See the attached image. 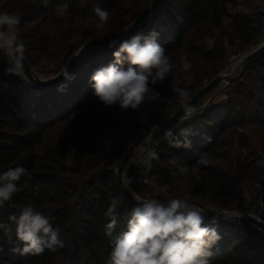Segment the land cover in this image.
I'll use <instances>...</instances> for the list:
<instances>
[{"label":"trees","instance_id":"16d2710c","mask_svg":"<svg viewBox=\"0 0 264 264\" xmlns=\"http://www.w3.org/2000/svg\"><path fill=\"white\" fill-rule=\"evenodd\" d=\"M151 2L51 0L45 8L40 0H0V13H14L21 18L19 37L25 45L24 59L30 68H36L47 61L61 64L85 44L129 28ZM60 3L70 4L62 17L52 11ZM235 3L164 0L134 33H159L158 43L176 66L174 72L190 77V82L185 79L180 85L187 89L189 99L203 80L211 82L223 70L226 54L222 35H227L231 44L236 41L240 51L258 44L261 18L230 15L228 5L232 8ZM94 6L110 13L102 31L91 19ZM224 19H229V29L222 32ZM209 40L213 45L208 50L205 42ZM113 51L109 47L89 50L74 66L69 76L72 78L49 88L9 73L0 63V174L23 167L31 176L22 177L18 184L21 191L0 207V224L6 226L0 228V264H106L111 249L110 237L105 234L109 220L105 213L114 198L118 205L113 236L126 230L133 206L118 188L114 166L139 137L130 131L125 144L119 137L113 157L105 155L97 139L102 128L115 134L139 109L105 108L89 83L93 71L112 60ZM182 52L192 64L190 73L179 72ZM172 79L170 74L153 87L164 98L180 104L170 84ZM233 83L234 104L227 99L209 104L172 129L170 138L164 135L157 142L159 160H153L150 176L161 189L169 185V190L163 192L167 196H187L196 205L225 211L235 208L243 198L239 190L242 181H246L255 161L264 158V55ZM233 107L237 113L232 118ZM161 122L157 118L154 126ZM75 153L84 158L78 159ZM202 155L211 160L209 165L198 163ZM179 166H187L189 172L173 175ZM140 169L141 164L130 167L128 176ZM29 204L59 229L63 248L45 250L39 256L14 251L22 249L23 244L16 238V225L10 217L19 215V210ZM204 224L215 227L221 236L210 249V264H264L263 232L205 213Z\"/></svg>","mask_w":264,"mask_h":264},{"label":"clouds","instance_id":"9594fccd","mask_svg":"<svg viewBox=\"0 0 264 264\" xmlns=\"http://www.w3.org/2000/svg\"><path fill=\"white\" fill-rule=\"evenodd\" d=\"M47 8L51 0H40ZM70 8L69 3L56 4L52 11L58 17L65 16ZM91 11L98 30H103L109 20L110 13L99 6ZM21 18L14 14L0 13V52L7 58L9 73L21 74L25 45L19 37ZM159 33L152 32L147 36L134 34L122 41H110L113 48L112 60L93 71L89 83L93 95L105 108L119 107L121 111H136L145 102L155 103L160 100V94L154 85L163 83L172 74L170 84L179 97V103L184 112V119H191L197 109L189 102V94L185 87V79L174 72L175 65L166 54V50L158 43ZM192 64L187 53L180 55V73H190ZM72 78V77H68ZM172 136L171 130L166 132ZM148 141H146L147 143ZM153 160H159L155 149H145L142 160L135 157L131 163H142L151 167ZM170 163L176 164L175 160ZM199 164L209 165L211 160L202 155ZM189 172L187 166H179L173 175H185ZM30 174L23 167L10 168L0 174V207L12 200L21 191L19 181ZM126 190L131 189L135 177L125 173L121 177ZM141 182V181H137ZM169 185H164L162 192H167ZM118 199L110 201L105 216L109 218L105 225V234L110 237L106 264H210V249L221 236L215 227L204 224V209L191 203L188 198L166 197L161 199H144L132 208L126 224V230L113 236L117 219L114 215ZM10 220L16 225V238L23 244L17 248L20 254L39 256L49 250L56 252L64 247L59 229L54 228L50 218L36 211L31 204L19 210V215H12ZM213 223H216L213 220ZM6 226L0 224V228Z\"/></svg>","mask_w":264,"mask_h":264},{"label":"rangeland","instance_id":"374dc122","mask_svg":"<svg viewBox=\"0 0 264 264\" xmlns=\"http://www.w3.org/2000/svg\"><path fill=\"white\" fill-rule=\"evenodd\" d=\"M258 1L259 0H236V3H235V5L232 8H231V5H228V8L230 9L229 13L232 16L240 15L241 17L249 18V19L261 18V21L258 23V26H259V41H258V44L256 46H254V47H251V48L247 49V50L241 51L242 57H245V58L250 54V52L252 50H254L259 45L264 43V8H263V5H262V2H258ZM228 29H229V19H224L223 27H222L221 31L224 32V31H226ZM218 34L221 35L220 33H218ZM226 36L227 35H225V34L222 35V40L224 38L227 39L228 44L230 45V47H232L233 50H238L239 51V48H238V46L236 44V41L233 44H231L229 42V39ZM205 45H206V48H208V50H209V49H211V47L213 45V41L212 40L206 41ZM222 45H223V41H222ZM223 47H224V45H223ZM224 50H225V48H224ZM74 54H76V52ZM225 54H226V51H225ZM225 57H226L225 66H224L223 70L219 73L218 77H220V76L221 77H225L226 80L223 81L221 84L217 85L211 92L205 94L199 100L200 102L198 103V107L196 108L198 113L201 112L203 109L208 108L209 104L217 103L220 100H226V99H227V101L231 100L233 102V104H234V101L236 100L235 97L232 94V91H233L234 86H235L233 82H236V81L240 80V78L244 76V75L240 76V72L242 70V62L238 63V64H235V63L229 62V56L225 55ZM67 65H68V59L65 62L61 63V64H60V62L47 61V62L43 63L42 65H40L39 67L30 68V69H31V72L35 76H37L40 80L46 81L48 79H52V78L56 77L57 75H59L62 71H64L67 68ZM7 69L8 68L5 67L6 71H7ZM18 75L20 77H23L22 73L18 74ZM209 83L210 82H207L206 80H203L201 82V84H200V89L204 88ZM166 100L169 102L168 107L166 109L159 110L157 113H155L152 116L151 122L153 123V125H154V122L156 121L157 118L162 119V122H161V124H162L164 121L169 119L181 107L180 104H178L177 102H174L173 100H170V99H166ZM137 113L134 114V116H133V118L131 119L130 122H128L127 120L124 121L122 123V125H121L122 127L116 132V133H119L120 139L122 140V144H125L127 142L125 137L127 136V134L130 131L131 132L135 131V134L139 137L138 139L143 138V142H146L143 131L140 130L138 125H137V121H136V114ZM236 113H237V109H234V107H233V114L231 113L232 114V118L234 116L236 117ZM184 121H186V119H183L180 123H182ZM154 127H157V126H154ZM108 130L109 129L102 128L101 135H100L99 139H97L98 143H100V139L102 138V136L104 134L110 133ZM248 130L249 129H246V132ZM111 134H113V133H111ZM234 141H236V138H234ZM118 144H119V142H118ZM144 147L145 146L137 147L134 150V153H133L131 158L135 157L138 160L139 155H140V153H141V151H142V149ZM116 152L117 151L113 149V151H111L109 153L113 157V156L116 155ZM109 153H105V155L108 156ZM123 155H124V153L121 155L120 160L122 159ZM75 156L78 159L84 158L83 154L75 153ZM105 158L107 160L109 159L108 157H105ZM106 159H104V160H106ZM260 160H264V158L260 157V159L255 161V164L258 163ZM119 162H118V164H119ZM136 164L139 165L140 163H131L130 164V161H129V163L127 165H125L122 175L125 174L124 171L126 172L128 169H130V167H132V166H134ZM117 167H118V165L114 166L115 174H116V171H117ZM127 173H128V171H127ZM141 173H142V170L140 169V170L137 171L136 174H134L132 176V177H135V181L131 184L132 192L136 196H138V199L140 201H142L143 198L144 199L156 198V199L165 200L166 197H169L166 194H164L161 191V188L158 187V186L156 188H153L152 186L148 187V188H142L140 186V182H137V181H140ZM127 176H128V174H127ZM263 176H264V173L262 171L261 172L260 171H254V167H253V169H251V171L249 172L248 176L246 177V181L245 180L242 181L244 185H241L239 187L240 188L239 190L241 191L242 197L246 198L248 200L249 210L252 213H254V214L258 211V209L260 207L264 206V198H263V200L259 201L257 192H255L253 190V184L256 181H258L260 178H262ZM178 196H179V194L177 195V197ZM180 198H188V197L187 196H183V197H180ZM216 211L223 212L225 210H216ZM17 212H18V210H17Z\"/></svg>","mask_w":264,"mask_h":264},{"label":"water","instance_id":"95a60500","mask_svg":"<svg viewBox=\"0 0 264 264\" xmlns=\"http://www.w3.org/2000/svg\"><path fill=\"white\" fill-rule=\"evenodd\" d=\"M164 0H152V2L137 16V18L134 20L132 25L105 39H101L98 41H93L90 43L85 44L76 54H74L69 60L67 68L62 71L59 75L52 79H48L46 81L40 80L37 76H35L32 72L30 67L28 66L25 59H23V68H22V75L23 77L30 83L36 84L40 87L49 88L52 86H56L59 83L66 80L72 73V70L76 63L80 60V58L89 50L93 49H99V48H106L108 47V44L110 41H122L130 36H132L138 28L148 19L149 16L154 14L156 10L160 7ZM262 55H264V43L259 45L257 48L252 50L250 54L242 61V70L240 72V76L244 75V73L247 71L249 65L254 62L255 60L259 59ZM225 77H218L215 80L211 81L209 84H207L204 88L200 89L196 93H194L191 98L189 99V102L192 106H195V104L207 93L211 92L217 85L221 84L223 81H225ZM184 112L182 109V106L166 121H164L161 125L157 126L151 136L149 137L148 142H143V138L138 139L133 144H131L127 150L125 151L122 159L119 162V165L117 167L116 171V180L118 188L120 189L122 195L126 199V201L135 207L140 200H137L129 190H126L121 181V177L123 174V169L125 165H127L134 153V150L139 146H146L147 144H153L157 143L164 135H166V132L168 130L174 129L184 118ZM201 208L204 209V213L214 217L215 219L222 220V221H231L237 224L251 226L261 232L264 233V224L259 223L252 219H244V218H237V217H228L223 212H218L216 210L206 208L202 205H198Z\"/></svg>","mask_w":264,"mask_h":264},{"label":"built area","instance_id":"2783aa9c","mask_svg":"<svg viewBox=\"0 0 264 264\" xmlns=\"http://www.w3.org/2000/svg\"><path fill=\"white\" fill-rule=\"evenodd\" d=\"M223 45L226 51V55L229 56V62L238 64L241 63L242 60L245 57H242L241 51L239 50H233L232 47L228 44L227 39H223ZM229 45V46H228ZM0 63L5 68H9L10 65L8 64L7 58L3 54V52H0ZM169 105V102L160 95V100L155 103L145 102L144 105L141 106L138 113L136 114V121L137 125L140 130L143 131L145 136V141L149 140V137L151 136L153 130L156 128L154 127L153 123L151 122L152 116L157 113L159 110L166 109ZM119 133L111 134L106 133L102 136L100 139V143L103 147V150L105 153H109L113 151V149L117 146L119 142ZM155 149L157 152V143L153 144H147L141 151L139 158L142 160L145 156V149ZM138 158V159H139ZM153 162V161H152ZM152 162L151 167H146L142 163L141 164V177H140V186L142 188H148L153 187L156 188L157 185L152 181L150 173L152 168ZM264 169V160H260L258 163L254 166V171H263ZM253 190L257 192L259 201L263 200L264 198V176L260 178L258 181H256L253 184ZM130 193L137 199L138 196H136L132 190H129ZM143 198V197H142ZM144 200V198H143ZM223 213L228 217H237V218H244V219H252L259 223L264 224V206L260 207L258 211L254 214L249 210L248 206V200L246 198H242L239 204L228 211H223Z\"/></svg>","mask_w":264,"mask_h":264},{"label":"crops","instance_id":"0c3cea01","mask_svg":"<svg viewBox=\"0 0 264 264\" xmlns=\"http://www.w3.org/2000/svg\"><path fill=\"white\" fill-rule=\"evenodd\" d=\"M258 2H262L263 8H264V0H259ZM139 160H140V158L138 159V161H139ZM127 171H128V170H127ZM127 171H126V172L124 171V173L128 174Z\"/></svg>","mask_w":264,"mask_h":264}]
</instances>
